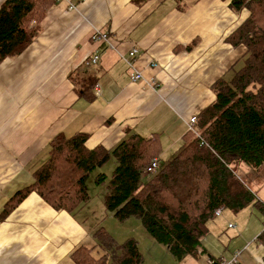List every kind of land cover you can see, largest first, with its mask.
<instances>
[{"label": "crops", "instance_id": "0c3cea01", "mask_svg": "<svg viewBox=\"0 0 264 264\" xmlns=\"http://www.w3.org/2000/svg\"><path fill=\"white\" fill-rule=\"evenodd\" d=\"M228 2H53L31 43L0 62V213L8 198L31 182L32 171L47 156L49 140L58 133H85L87 148L105 149L131 132L154 136L159 144L158 162L167 160L183 142L187 120L213 100L212 84L220 77L229 78L244 54L242 45L231 46L225 38L247 12L233 13ZM69 4L72 9H67ZM94 31L106 34L107 41L91 40ZM132 46L139 52L135 67L143 77L134 82L128 79L125 62ZM94 53L99 54L96 64L84 66ZM71 74L79 79H71ZM86 76L99 86V93L92 92L90 99L80 92ZM239 173L263 206L264 165L255 173L240 166ZM90 200L91 196L87 202ZM86 203L69 213L51 208L29 192L0 215V264H75L70 252L79 245L93 246L94 231L98 227L107 230L103 222L113 217L103 212V219L86 223L88 213L81 215ZM255 208L263 225L264 212ZM243 211L245 207L230 212ZM223 217L225 228L237 238L227 253L226 244L217 248L214 241H203L207 231L201 240L205 252L198 255L200 264L205 258H229L237 246L242 247L237 264H247L251 256L255 264H264V248L254 240L264 228L247 242L251 238L246 230L249 221L239 223L231 216L238 223L228 228L230 221L226 223V214ZM145 233L144 239L153 243ZM126 236L138 245L136 236ZM216 238L218 242L221 236Z\"/></svg>", "mask_w": 264, "mask_h": 264}, {"label": "trees", "instance_id": "16d2710c", "mask_svg": "<svg viewBox=\"0 0 264 264\" xmlns=\"http://www.w3.org/2000/svg\"><path fill=\"white\" fill-rule=\"evenodd\" d=\"M145 1L130 0L134 5ZM228 1L233 13L247 12L225 38L231 46L242 45L244 54L229 78L220 77L212 84L214 98L195 116L194 132L186 130L178 149L167 160L161 159L154 173L140 174L159 154L154 136L131 132L105 149L87 148L85 133H58L49 140L47 156L32 171L31 182L8 198L0 215L29 192L55 210L78 211L90 197L87 178L108 160L114 164L110 175L99 172L93 177L95 185L104 186V212L118 221L138 218L148 236L176 260L205 252L201 240L215 209L238 212L252 205L263 211L239 167L255 173L264 165V0ZM53 2L0 3V62L31 43ZM76 78L71 74V79ZM93 85V78L83 77L80 92L84 98L93 97ZM93 236V246L79 245L70 252L75 264H141L134 238L118 243L102 227ZM254 240L264 248V229Z\"/></svg>", "mask_w": 264, "mask_h": 264}, {"label": "rangeland", "instance_id": "374dc122", "mask_svg": "<svg viewBox=\"0 0 264 264\" xmlns=\"http://www.w3.org/2000/svg\"><path fill=\"white\" fill-rule=\"evenodd\" d=\"M113 165H114L113 161L108 160L102 167L92 171L86 180L85 183L86 191L91 196V200L86 203V207L83 208V211L81 213V215L88 213L89 217L86 219L85 221L86 223L87 222L91 223V221L93 222L94 218L100 220L104 218L102 217V213L104 212V209L103 206L101 205V198H102V193L104 192V186L95 185V183L93 182V177L96 173L99 172H103L108 177L113 168ZM152 173L154 172H151L150 174ZM245 210L246 211L234 215L229 210L224 209L223 215L220 214L219 217L215 216L212 220L207 222L209 233L208 235H206V237L203 238V241L210 244L214 241L217 248H219V246L221 247L226 244L227 245L226 252L228 253L231 250L230 247H232V244L234 243V240L237 238V236H235L234 234H230L231 233L230 230L225 228V220H223L224 214H226V218H227L226 223L230 221V223L228 224H236L238 223V220L239 223L248 220L249 223L247 225L246 230L250 232L251 238L246 241L249 242L250 240H252L253 237H255L256 234L260 232L262 228H264V226L259 221V211L255 207L251 205H247L245 206ZM228 214L230 217H227ZM231 216H236L238 219L237 222L236 219L235 220L232 219ZM103 223H105V227L107 229L106 231L110 233L113 239H115V241H117L118 243L123 242L127 237L126 235L128 233H130V235H134L137 237L138 239L137 247L139 246L140 252L142 254L141 264H200L202 261L201 256H198L196 258L191 256H185L181 260H176L167 252L166 248L163 245L158 244L152 240L151 242L153 243H148V241L144 239V236L146 235L143 234V232L145 231L141 225V221L135 219V217H129V221L123 223V221H118L115 218L109 216L104 220ZM252 224H254V227H252ZM218 235L221 236V239L218 240L217 242L216 237ZM229 238H231L230 241ZM237 247H238L237 248L238 251L241 250L242 248L240 246ZM237 250L232 251L231 254ZM247 264H255L253 261V256L248 257Z\"/></svg>", "mask_w": 264, "mask_h": 264}, {"label": "built area", "instance_id": "2783aa9c", "mask_svg": "<svg viewBox=\"0 0 264 264\" xmlns=\"http://www.w3.org/2000/svg\"><path fill=\"white\" fill-rule=\"evenodd\" d=\"M59 0H54V2H57ZM73 8V4H69L67 9H72ZM90 39L93 41H107V36L106 34H102L98 31H94L91 36ZM139 55V52L137 50V48L135 46H132L128 53L127 56L125 58V62H126V66L128 68V79L131 82L134 81H138V80H142V74L139 70H137V68L135 67V61L137 60V57ZM99 59V54L98 53H94L91 54L90 56L87 57V59L84 62V66H92L94 64H96V62ZM153 66H155V64H153ZM150 83L152 84L153 82L150 81ZM92 91L95 95H97L99 93V86L97 83H94L93 87H92ZM195 116L190 117L187 122H186V130L187 131H191L194 132V122H195ZM159 166V162L158 159L156 157H153L149 163L145 166L144 169H142L140 171V174H147V173H151L154 172ZM263 211H264V205H263ZM221 212V208H217L214 211V215L218 216ZM263 226H264V215H263ZM228 228H233L234 224H227ZM239 251H235L234 253H232L230 255L229 258H218V259H212V258H205L204 262L202 264H237L238 261V257H239ZM261 264V263H259Z\"/></svg>", "mask_w": 264, "mask_h": 264}]
</instances>
